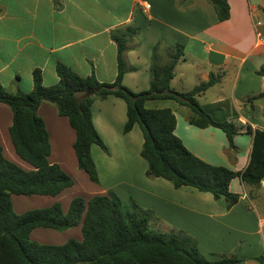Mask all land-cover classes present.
<instances>
[{"label": "crops", "instance_id": "crops-1", "mask_svg": "<svg viewBox=\"0 0 264 264\" xmlns=\"http://www.w3.org/2000/svg\"><path fill=\"white\" fill-rule=\"evenodd\" d=\"M226 1L230 18L220 22L209 0H0V85L10 93H30L33 72L41 70L44 85L55 86L59 83V64L83 77L94 75L102 83H114L118 48L113 33L128 27L138 28L139 34L129 42L125 55L131 70L125 75L123 85L134 93L147 91L154 50L157 49L165 62L175 47L183 46L184 56L176 66L172 88L186 93L208 82L212 74L221 75L220 82L207 91L206 100L199 104L217 119H227L242 129L235 138L237 152L230 150L221 129L191 125L188 107L174 100H152L146 106L153 104L150 109L173 110L177 118L175 134L194 155L211 165L243 171L250 162L253 144L246 130H264V100H256L254 105L246 102L264 92V77L258 75L264 69V45H257V34L264 38V25L256 27V22H264V0ZM145 5L151 6L149 11ZM164 101L170 105H159L158 102ZM38 113L50 136V164L60 165L73 178L71 188L77 186V181L79 192L68 200L67 206L60 203V198L71 188L56 197L14 195L13 207L14 197H52L47 206L31 210L60 204L67 213L77 197L89 201L95 196L113 194L124 204L133 200L151 211L150 225L155 232H182L196 240L205 257L215 255L214 260H219L236 255L241 248L238 255L245 259V264H261L246 254L248 240H239L232 234L228 242L222 243L212 235L213 230L222 226L250 236L247 229L252 216L260 226L256 233L264 231L262 205L258 203L259 196L252 194V186L235 178L230 190L240 195V201L227 210L223 200H216L209 193L191 187L176 189L165 179L148 177V164L141 156L144 133L138 125L131 132H124L127 104L113 96L97 99L92 106L94 125L108 150L92 147L99 178L94 183L79 168L74 150L76 131L69 119L61 116L57 106L49 102H43ZM12 124V110L0 103V144L4 156L31 171L33 167L15 152L10 136ZM257 187L263 189L264 181ZM251 208L253 213L248 211ZM72 229L77 232L67 242L82 241L81 225ZM47 230L60 232L37 228L30 236L37 232L41 236ZM0 264L24 263L13 252L0 251Z\"/></svg>", "mask_w": 264, "mask_h": 264}, {"label": "trees", "instance_id": "trees-1", "mask_svg": "<svg viewBox=\"0 0 264 264\" xmlns=\"http://www.w3.org/2000/svg\"><path fill=\"white\" fill-rule=\"evenodd\" d=\"M220 22L230 18L226 0H209ZM139 34L138 28L128 27L113 33L118 48V72L114 83H102L94 75L83 77L63 64L57 67L59 83L46 87L41 70L33 72V90L30 93H10L0 85V103L13 112L10 136L16 154L33 167L27 171L9 161L0 144V251L13 252L24 264H245L238 256H223L209 260L199 250L198 243L179 232L164 234L151 229V211L130 200L124 204L113 194L95 196L89 201L77 197L69 211L64 213L60 204L17 214L12 196H53L74 186V180L60 165L50 164V136L38 110L43 102L55 104L59 114L69 119L76 131L74 150L81 170L94 183L99 182L92 147H107L98 133L92 114L97 99L110 96L127 104V122L124 132L140 126L144 133L141 156L148 164L147 176L162 178L176 189L191 187L224 200L226 209L235 207L240 196L230 190L235 178L250 186L264 181V130L248 128L252 136L250 162L243 171H233L211 165L194 155L175 134L177 118L170 108L150 109L152 100H174L191 110L189 123L199 128L221 129L228 139L230 150L237 152L235 138L242 133L232 121L217 119L200 106L198 97L218 84L221 75H211L208 82L189 92L174 90L171 82L177 64L184 56V47L178 45L163 62L157 49L152 55L151 83L147 91L134 93L123 85L131 68L126 61L128 44ZM264 77V69L258 71ZM83 95V98H79ZM264 100V92L246 99L254 105ZM82 227V241L69 240L61 246L42 245L30 240L34 229L66 231ZM264 264V256L256 258Z\"/></svg>", "mask_w": 264, "mask_h": 264}, {"label": "rangeland", "instance_id": "rangeland-1", "mask_svg": "<svg viewBox=\"0 0 264 264\" xmlns=\"http://www.w3.org/2000/svg\"><path fill=\"white\" fill-rule=\"evenodd\" d=\"M206 93L197 98L198 102L199 101L204 102L206 100V98L204 97V95H206ZM211 95H213V93L209 94L208 96H211ZM152 103H156V102H152ZM158 103H159V105H166V106L170 105L169 104L170 102H166V101L158 102ZM149 105H150V107L153 106V104H149ZM75 180H76V178H75ZM76 184H77V186L80 185L77 183V181H76ZM77 186L74 188L68 189L64 192L63 197L61 196V198H60V203L62 205L67 206L68 200H70L72 197H74L78 194L77 192H79V187H77ZM252 189H254L252 194L256 198H257V196H259V202L258 203H259V205H262L261 215L264 216V188L260 189L257 186H252ZM234 194H236V193H234ZM78 196H81V195H78ZM50 199L53 200L52 197H41V198H38V197H33V198L32 197H27V198H25V197H14V205H15L14 209L17 213L21 214L25 211H28V210H31L34 208H41V207L47 206V204L51 201ZM248 211H250L251 213L254 212V210L252 208L250 210L248 209ZM249 222L250 223H249V227L247 230H248V232H251L250 236H243L241 234L239 235L237 232L226 229L225 227H222V226H219L218 228H216V230H213L212 235H215L218 238V241L223 243L224 241L228 242V239H230L232 237V234H234L235 238L238 237L239 240L244 239V240L249 241L250 245L247 247L246 254H250V256L253 258H258V257L264 256V231H262V233L261 232L256 233V231H258L260 229L259 224H257V218L256 217L252 216L251 221H249ZM42 231H45V230H42ZM48 231L49 230L46 231V234H43L41 236H38L39 232H37V233L30 236V240L36 241V242H39L42 244L43 243L54 244V245L64 244L65 242H67V240L69 238H72L73 234H75L77 232L76 229L68 230L69 232L64 231V232H52V233H50ZM227 244H230V243H227ZM240 249L241 248L237 249L238 251H236L239 254H240V252H239ZM238 253H235V254L238 255ZM206 258L209 260H212V261L214 259H216L215 255H210Z\"/></svg>", "mask_w": 264, "mask_h": 264}, {"label": "built area", "instance_id": "built-area-1", "mask_svg": "<svg viewBox=\"0 0 264 264\" xmlns=\"http://www.w3.org/2000/svg\"><path fill=\"white\" fill-rule=\"evenodd\" d=\"M150 8H151V6L150 5H145V9L147 10V11H149L150 10ZM262 25H264V22H262V21H258V22H256V27L257 28H259V27H261ZM257 45L258 46H260V45H264V38L258 33L257 34Z\"/></svg>", "mask_w": 264, "mask_h": 264}]
</instances>
